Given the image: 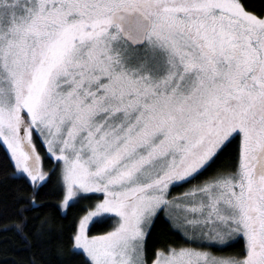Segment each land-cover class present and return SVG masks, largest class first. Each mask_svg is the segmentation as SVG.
Here are the masks:
<instances>
[{
    "label": "snow or ice",
    "instance_id": "1",
    "mask_svg": "<svg viewBox=\"0 0 264 264\" xmlns=\"http://www.w3.org/2000/svg\"><path fill=\"white\" fill-rule=\"evenodd\" d=\"M0 146L54 264H264V0H0Z\"/></svg>",
    "mask_w": 264,
    "mask_h": 264
},
{
    "label": "trees",
    "instance_id": "2",
    "mask_svg": "<svg viewBox=\"0 0 264 264\" xmlns=\"http://www.w3.org/2000/svg\"><path fill=\"white\" fill-rule=\"evenodd\" d=\"M46 166L50 165V161H45ZM12 169L7 163L4 148L0 146V264H31L32 260L35 259L37 264H47L51 261L56 260V244L59 233L67 230V225L79 212L80 205L70 208L67 211L66 216L57 214V210L52 206L58 197L50 195L49 188L44 189L41 193L40 199L47 201L48 203L44 207L35 208L34 211L26 212L25 215L28 217L26 232L31 233L33 227L40 223V219L44 216L50 217L49 227L52 230L53 240L49 243H44L38 240H33L31 244L27 243L23 237L17 231L15 225L20 223L21 217L17 212L19 207V201L17 196L20 193H27L31 189L19 181L8 179L7 177L11 173ZM203 177L199 178L202 179ZM55 179V178H54ZM198 181H192L197 183ZM187 184L173 187L171 193L178 192L181 188L189 187ZM93 200L101 198L99 194H92ZM86 203L82 201L81 204ZM114 221L108 220L102 224H98L93 229V234H100L108 231L113 226ZM164 242L182 244L181 234L172 229L170 223L165 219L161 213L152 228L151 236L149 237V255L153 249L161 247ZM241 248V242L234 241L230 246L222 248L220 251L224 255H231L238 252Z\"/></svg>",
    "mask_w": 264,
    "mask_h": 264
},
{
    "label": "rangeland",
    "instance_id": "3",
    "mask_svg": "<svg viewBox=\"0 0 264 264\" xmlns=\"http://www.w3.org/2000/svg\"><path fill=\"white\" fill-rule=\"evenodd\" d=\"M45 164H46V162H45ZM186 186H188V184L186 185ZM186 187H183V188H181L178 192H176V193H171V195L172 196H177V195H180V194H182L186 189H185ZM102 198V197H101ZM179 232V231H178ZM180 233V232H179ZM181 234V233H180ZM182 240H183V238H182ZM182 243H185V241L183 240V242ZM210 251H212L214 254H216V255H224V254H222L220 251L222 250V248H211V249H209Z\"/></svg>",
    "mask_w": 264,
    "mask_h": 264
}]
</instances>
